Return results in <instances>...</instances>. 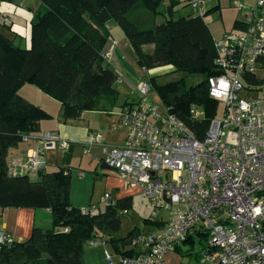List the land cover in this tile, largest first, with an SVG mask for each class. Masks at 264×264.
I'll return each instance as SVG.
<instances>
[{
  "label": "trees",
  "instance_id": "trees-1",
  "mask_svg": "<svg viewBox=\"0 0 264 264\" xmlns=\"http://www.w3.org/2000/svg\"><path fill=\"white\" fill-rule=\"evenodd\" d=\"M39 1L40 7L31 20L29 47L16 45L11 25L0 22V208H49L52 228L34 227L26 240L14 239L11 245L1 246L0 264H84V245L95 235L107 237L117 248L138 233L132 229L124 236L118 234L121 210L126 208L129 212L132 197L117 199L115 205L107 204L102 212L81 213L70 202L68 164L75 146L70 141L64 153L65 165L57 170L39 171L36 180L28 173L11 174L7 159L11 149L17 148L42 120L51 117L24 98L19 88L25 83L38 85L59 102L65 120L79 118L86 111H106L115 105L120 76L104 52L109 38L106 22L114 19L135 52L143 78L153 79L149 82L162 104L179 115L195 137L202 139L218 106L208 91V79L218 69L214 63L215 40L205 20L217 6L208 8L203 16H176L180 0H168L164 9V0ZM135 8L152 12L153 17L162 16L163 20L144 27L143 21L133 16ZM237 24L235 21L234 26L240 27ZM148 44L153 47L145 49ZM163 67L203 76L190 84L185 77L156 84L155 76L150 74ZM126 102L133 100L120 106ZM194 106L203 110L204 116L192 118L188 113ZM155 223L161 225L159 221ZM199 241L202 247L204 241ZM189 248L184 251L179 247L177 251L189 255L192 245ZM198 253L195 256L199 258Z\"/></svg>",
  "mask_w": 264,
  "mask_h": 264
},
{
  "label": "built area",
  "instance_id": "built-area-1",
  "mask_svg": "<svg viewBox=\"0 0 264 264\" xmlns=\"http://www.w3.org/2000/svg\"><path fill=\"white\" fill-rule=\"evenodd\" d=\"M190 6L199 16L207 10L204 0H192ZM215 47L218 73L208 79L209 94L223 110L210 120L204 138L195 137L176 114L154 101L152 84L142 79L135 86L139 99L123 105L118 116L126 128L123 143L108 144L101 133H91L84 142L101 147L103 164L138 188L153 218L168 214L159 221L161 227L137 233L113 250L105 247L103 236L90 238V246L103 249L106 264H165L168 253L193 247L200 239L199 264H264V90L249 94L257 70H264V0H256L241 26L215 40ZM190 116L197 119L204 112L192 107ZM39 142L17 171L10 165L13 174L42 171L47 150L66 152L69 147L52 131ZM101 200L115 205L117 199L110 191ZM79 209L91 214L97 206ZM13 241L0 231V247Z\"/></svg>",
  "mask_w": 264,
  "mask_h": 264
},
{
  "label": "rangeland",
  "instance_id": "rangeland-1",
  "mask_svg": "<svg viewBox=\"0 0 264 264\" xmlns=\"http://www.w3.org/2000/svg\"><path fill=\"white\" fill-rule=\"evenodd\" d=\"M18 1L22 2V0ZM221 1V9H215L205 16V20L212 31L214 40H219L226 31L237 29L234 27V20L238 17L239 13L241 14L239 15L241 17L244 16L245 13L244 10L239 12V10L243 8L240 7L239 2L237 1ZM167 3L168 0H164L161 4V7L164 8ZM135 9L136 10L133 12V16L143 21L144 27H151L150 23L154 19L152 14L142 8ZM178 9L179 10L176 16L188 15L193 13V9L189 4H187V1H183L181 5H178ZM23 34L22 35L26 39V34ZM25 39H22L19 36V38L15 40V44L26 47ZM150 47H152V45H150ZM150 76H155L156 84H163L168 81L179 79L180 77H185L187 83L190 84L194 81L200 80L203 75L200 73L185 74L181 71H175V69L173 68L163 67L159 71H155V73L151 72ZM263 79L264 70L259 68L257 70L258 83L256 82L255 84L251 85L252 90H250V96H257L262 90H264ZM117 83L116 88L118 90V98L115 105L110 106L106 111H86L79 118H71L67 120H65L61 115L59 102L43 92L37 85L32 83H25L19 88V93L24 98L42 107L46 112L51 114V117L49 119L42 121V128L50 129L54 127V129H56V131L62 136H66L71 140L74 139L72 140V142L76 146L75 156L68 164L70 171V202L78 207H85L95 204L97 206V212H102L107 207V204L101 200V198L105 194H108L111 191V195L115 199L118 198V192L124 188V181L115 170L111 169L108 166H104L101 159L100 146L93 145L90 147H86L84 145V141L82 143H77V141L79 138L86 139L91 131L101 133L104 136V141L107 140L108 142L113 141L116 138L120 139V134L126 133V128L118 120V116L121 111L120 105L124 104L126 100L131 101L133 99H139V94L138 92L133 91L132 87L126 84H120V82ZM150 96L158 104H162L161 98L155 88L152 89ZM222 110L223 105L218 102L217 114L214 117L216 118L221 116ZM88 139L89 138H87L85 141H87ZM64 152L65 151H61L60 149L49 152L53 155V158L58 160V164H55L54 167L49 168L50 171L57 170L58 167L65 165L63 159ZM94 155H96L97 159L94 158ZM26 157L23 156V159H21L23 163ZM16 163L17 162H12L13 166L17 165L14 166V171H17L16 167H18L20 164ZM33 172L36 171L27 170V173L29 175ZM131 187L134 188L135 186ZM133 188H130L127 191L130 195H133V206L129 208L130 210L127 214L125 213L122 215L121 229L118 233L120 236L126 235L132 229H136V232H138L139 234L146 233L149 230L155 228V221H160L161 219L166 220L168 216L167 213L162 211L157 218H153V211L149 200L141 197L136 189ZM200 245V241H197L195 246H193V249L189 252L191 254L181 256L182 259H180L179 264H197L195 254L201 249ZM89 247L90 245L87 241L84 245L85 251ZM105 247L113 250V244L111 243V241L107 243ZM95 251L99 252L97 256L90 254L88 258L84 259V264H106L102 249H97Z\"/></svg>",
  "mask_w": 264,
  "mask_h": 264
},
{
  "label": "crops",
  "instance_id": "crops-1",
  "mask_svg": "<svg viewBox=\"0 0 264 264\" xmlns=\"http://www.w3.org/2000/svg\"><path fill=\"white\" fill-rule=\"evenodd\" d=\"M180 1H181L180 3L181 5L183 1H187V3L189 4L190 0H180ZM204 1L206 2L205 4L206 9L211 8L215 5L217 6V9H221V6H222L221 0H204ZM235 1L239 2L240 7L243 8V9H240L239 12L243 10L245 11L244 16L250 12L251 6L256 2V0H235ZM39 7H40L39 0H22V2H19L18 0H0V22H6L11 25L12 31L14 32V34L16 33L15 36H13L14 42L17 38H19V36L22 39H25L23 36L24 35L23 33H25L26 34V39H25L26 47L30 46L31 44V20L35 12L39 9ZM177 9H178V6H177ZM239 15L241 14L240 13L238 14V17L235 18L234 23L235 21H237V23L241 26V22L244 16L241 17ZM153 18H154L153 21H156V22L163 20V17L159 15ZM6 19L9 21H7ZM106 29L109 32V38H108V42L106 43L104 47V52L106 54L107 59L113 64V66L116 68V71L119 73L120 78L118 82H120V84H126L130 86L132 87L133 91H136L135 86L142 79H145V78H143V74L140 68L136 64L135 52L128 38L126 37V34L124 33L123 29L118 25V23L114 19H110L106 22ZM150 45L151 44L145 45L144 46L145 49L153 47V45L152 47H150ZM136 100L137 99H133V101H136ZM42 121L32 132L28 134L29 141L24 140V142L22 141L17 148L11 149L7 157L8 163L10 165H13L12 162H17V164L22 163L21 159H23V156L26 157L31 150L33 151L37 149L38 147H40L41 143L39 144V137H41V135L45 131L55 132L61 138L66 139L68 141L70 140L71 142L72 140H74V139L71 140L67 138L66 136H62L56 131V129H54V127L50 129L42 128V125H41ZM92 132L94 131H91L89 135ZM89 135L87 138H89ZM124 138H125V134L121 133L120 139L116 138L113 141L108 142L106 140L105 142H108L112 145L121 144L123 143ZM86 139L79 138L78 141L80 142L77 141V143H82L83 141L85 142ZM75 148L76 146H73L71 148L72 158L75 156ZM50 151H55V149L47 150L45 153V158L47 161L46 171H50L49 168L54 167L55 164H58V160L53 158V155L49 153ZM64 153L63 155H65ZM94 158L97 159L96 155H94ZM38 177H39L38 172H33L30 174V178L32 180H36L38 179ZM123 187L124 188L118 192L119 195H118V198L116 199L133 196L127 192L130 188H133V187L126 185L124 182H123ZM134 188L139 193L138 188L136 187ZM132 206H133V199H132ZM34 227H38L42 230H47V229L52 228V214L49 208H37V209L25 208V207L0 208V231H4L10 234L17 242H21L29 238ZM159 227H161V225L155 226V228H159ZM105 240H106V243L110 242L109 239H107V237L105 238ZM186 247L188 248V246ZM97 249L100 250L102 248H94L90 246L86 251L84 249V255H85L84 259L88 258L90 254L97 256V254L99 253L98 251L97 252L95 251ZM186 250H189V248ZM181 256L183 255H181L178 251L170 252L166 255L165 264H179L180 259H182ZM195 258H196L197 264H199L198 257L195 256Z\"/></svg>",
  "mask_w": 264,
  "mask_h": 264
},
{
  "label": "bare ground",
  "instance_id": "bare-ground-1",
  "mask_svg": "<svg viewBox=\"0 0 264 264\" xmlns=\"http://www.w3.org/2000/svg\"><path fill=\"white\" fill-rule=\"evenodd\" d=\"M190 4V3H189ZM42 5V4H41ZM164 9V8H163ZM208 12V11H207ZM149 13H151L152 14V12H149ZM153 15V14H152ZM7 20V19H6ZM110 20V19H109ZM7 21H9V20H7ZM154 25V24H153ZM16 34V33H15ZM150 80V79H149ZM152 80V82H153V79H151ZM150 80V81H151ZM262 80V79H261ZM264 80V79H263ZM258 83V82H257ZM260 84V83H259ZM38 86V85H37ZM261 86V85H260ZM209 87V86H208ZM260 88V87H259ZM209 91V90H208ZM210 99V98H209ZM212 99V98H211ZM213 100V99H212ZM128 101V100H127ZM127 103V102H126ZM196 105V104H195ZM198 106V105H197ZM206 106V105H205ZM168 107V106H167ZM195 107V106H194ZM200 107V106H199ZM191 109V108H190ZM172 111V110H171ZM172 112H174V111H172ZM189 112V111H188ZM187 112V113H188ZM188 114H190V113H188ZM177 115V114H176ZM179 116V115H178ZM189 116V115H188ZM200 118V117H199ZM198 118V119H199ZM185 123V122H184ZM31 139V138H30ZM28 141H29V139H28ZM32 141V140H31ZM70 141V140H69ZM23 142H24V140H23ZM71 142V141H70ZM31 143V142H30ZM39 144H40V142H39ZM58 149V148H57ZM56 150V149H55ZM68 153V152H67ZM69 155V154H68ZM21 162V161H20ZM17 164V163H16ZM15 166H17V165H15ZM19 167V166H18ZM43 171H45V170H43ZM11 174H12V172H10ZM25 173V172H24ZM41 174V173H40ZM16 241V240H15ZM13 243V242H12Z\"/></svg>",
  "mask_w": 264,
  "mask_h": 264
},
{
  "label": "water",
  "instance_id": "water-1",
  "mask_svg": "<svg viewBox=\"0 0 264 264\" xmlns=\"http://www.w3.org/2000/svg\"><path fill=\"white\" fill-rule=\"evenodd\" d=\"M152 174H154V173H152ZM188 248H189V247H188ZM188 248H187L186 246H185V247L183 246V250H184V251H185L186 249H188Z\"/></svg>",
  "mask_w": 264,
  "mask_h": 264
}]
</instances>
